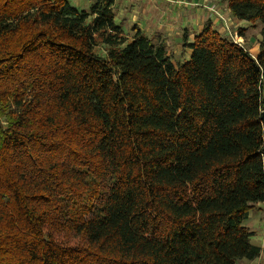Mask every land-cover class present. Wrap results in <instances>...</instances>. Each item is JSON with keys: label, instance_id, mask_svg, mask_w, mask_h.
I'll return each mask as SVG.
<instances>
[{"label": "trees", "instance_id": "trees-1", "mask_svg": "<svg viewBox=\"0 0 264 264\" xmlns=\"http://www.w3.org/2000/svg\"><path fill=\"white\" fill-rule=\"evenodd\" d=\"M115 2L0 0V264L256 259L264 0H222L256 56L207 21L175 61Z\"/></svg>", "mask_w": 264, "mask_h": 264}, {"label": "crops", "instance_id": "crops-1", "mask_svg": "<svg viewBox=\"0 0 264 264\" xmlns=\"http://www.w3.org/2000/svg\"><path fill=\"white\" fill-rule=\"evenodd\" d=\"M126 1L127 2H123V8L125 9L122 10L125 14H123V12L120 13L122 18H125L131 26L136 25L141 28L147 36L149 35L155 41H164L167 48L170 46V41L177 45L178 43H181L184 33L188 35V40L191 42L193 40V35L200 32L207 21L211 23L213 27L215 24L219 27H227L225 26V23L218 21V15H227L229 23L231 22L229 28H233L242 22L233 17L230 18L228 16V9L224 10L225 12L221 14L219 9L221 10L222 6L220 5L219 8V3H216L215 5V0ZM222 11L223 10H221V12ZM159 32L165 34V36L162 37L163 40L155 39V37H159L157 35ZM183 50L190 52L188 49ZM257 54L258 52L256 55ZM261 205L262 204H257L256 208L259 209ZM252 211L249 212V217L251 216L250 214Z\"/></svg>", "mask_w": 264, "mask_h": 264}, {"label": "rangeland", "instance_id": "rangeland-1", "mask_svg": "<svg viewBox=\"0 0 264 264\" xmlns=\"http://www.w3.org/2000/svg\"><path fill=\"white\" fill-rule=\"evenodd\" d=\"M93 0H70L71 4L76 5L78 7L84 8V9H88L89 4L92 2ZM132 1V0H131ZM123 2H127L126 0H116L115 2V6H114V12L115 15L117 16V22L120 21L121 26H123V29L126 33V35L128 36L129 40L131 39L132 35V27L130 23L127 22V20L125 18H122L121 16V12H123V14H125L124 10L125 8H123L124 3ZM216 3H219V8L220 5L222 6L221 10H223L221 12V10L219 9L220 13L222 14L223 12H225L224 10H226L223 7V3L222 0H215V5ZM225 6V4H224ZM230 18L231 15H228ZM222 17L225 20H222L223 23H225V26L228 25V27L231 25V22L229 23L228 21V17L226 14H223ZM218 21L221 22V20L219 19V17L217 16ZM261 24L258 22L255 23H247V22H241L239 24H237V26H234L233 28H229V32L232 35V37L230 36V34H228V30L225 27H219L217 26V24H215V28L220 32V34L223 36H229V38L231 39H235L237 41H241V45H243L252 55H256V51L259 48V39H260V30H261ZM157 35L159 37H155V39H160L163 40L162 37L165 36V34H161L160 32L157 33ZM240 39V40H238ZM169 47H168V51L170 52V54H172V58L173 61L175 60H179L180 55H185L186 58H188L190 56L189 52H186L183 50L182 47V42L178 43V45L174 42L169 43ZM262 204L261 207L256 208L258 210H253L252 213L250 214L251 216L249 217L246 226L248 227L249 230H251L253 232V237H252V242L254 244H257L258 246H260L261 251L259 254V257H257L254 260H246V259H242L239 260L236 264H264V203H260Z\"/></svg>", "mask_w": 264, "mask_h": 264}, {"label": "built area", "instance_id": "built-area-1", "mask_svg": "<svg viewBox=\"0 0 264 264\" xmlns=\"http://www.w3.org/2000/svg\"><path fill=\"white\" fill-rule=\"evenodd\" d=\"M218 17H219V19L221 20V22H222V20H225L221 15H218ZM226 26H227V27H225V28L228 30V34H230V32H229V27H228V25H226ZM230 36L232 37L231 34H230ZM233 40H234V42L241 44V41H237V40H235V39H233ZM238 40H240V39H238Z\"/></svg>", "mask_w": 264, "mask_h": 264}, {"label": "water", "instance_id": "water-1", "mask_svg": "<svg viewBox=\"0 0 264 264\" xmlns=\"http://www.w3.org/2000/svg\"><path fill=\"white\" fill-rule=\"evenodd\" d=\"M260 119H261V123H262L263 129H264V111L261 112Z\"/></svg>", "mask_w": 264, "mask_h": 264}]
</instances>
